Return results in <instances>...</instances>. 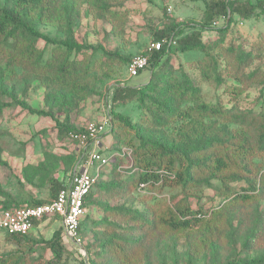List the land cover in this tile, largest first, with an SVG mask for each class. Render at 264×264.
<instances>
[{"label": "trees", "instance_id": "16d2710c", "mask_svg": "<svg viewBox=\"0 0 264 264\" xmlns=\"http://www.w3.org/2000/svg\"><path fill=\"white\" fill-rule=\"evenodd\" d=\"M91 1L95 0H6L0 4V60H8L6 66H0V119L6 111L18 107L29 114L49 117L61 140L68 139L70 132L83 131V127L77 129L69 125L68 115L79 111L83 103L95 94V88L90 87L107 61L115 60L127 69L133 57L97 45L79 44L73 38L72 27L77 9ZM256 11L264 12V0H204L200 23L186 25L168 17L167 24L154 32L151 42H161V48L150 55L148 79L135 87L119 84L112 87L114 105L137 103L141 115L136 122H132L128 116L110 112L107 126L111 141L106 149L109 160L99 168L97 181L86 197V214L80 221V233L89 229V209L97 207L101 197L115 195H122L128 200L132 198L134 205L120 209L104 207L103 210L117 220L131 224L132 233H153L159 226L173 233L195 229L204 221L202 211L194 212L181 202L171 206L167 195L192 186L197 181L195 172L201 168H208V177L220 182H233L251 176L253 157L264 153V124L258 122V119H264V103L257 101L251 109L237 110L238 97L244 91L241 85L247 79L244 73H237L245 58L236 54L237 69L232 72V68L227 66V58L232 57L231 52L225 49L226 60L221 65L219 56L212 50L221 47L235 17L249 20ZM218 20H222L223 25L213 29L211 24ZM40 26L58 28L65 38H51L39 30ZM185 29L189 31L184 32ZM210 30L216 33L217 38L212 42L204 41L203 32ZM38 41L52 45L58 54L52 53L45 61L40 56L33 60L31 56L35 54ZM21 48L25 49L20 51ZM193 51L203 55L192 68L198 72L199 78L182 67H172L168 62L170 54ZM83 53L88 56L78 60L77 55ZM12 64L23 65L48 92L47 96L59 99L58 114L34 110L23 99L14 97L10 81L5 76L8 66ZM231 77L237 85L228 82L227 79ZM200 82H210L218 88L224 86L223 91L231 96V107L225 108L220 98L206 100ZM60 113L65 116L61 121ZM220 119H233L238 130L231 136L218 130L215 121ZM70 142L75 144V154L66 168L65 173L68 174L60 179L53 175L48 177L49 195L46 200L30 199L25 206L0 210L52 202L58 191L70 180L74 168L84 159L83 149L75 142ZM123 149H127L126 152H122ZM124 163H127L125 170L121 169ZM247 181L252 183L247 190L232 192L228 196L223 192L224 196L218 197L216 205L221 206L224 199L233 205L250 202L255 197L253 192L257 191L256 174ZM263 215L259 214L258 224H261ZM51 219L57 220L60 227L52 232L50 238L38 243L51 254V259L45 264H70L61 218L57 215L44 217L35 221L33 227L38 228L44 221ZM110 225L102 222L100 227L104 233L101 252L103 249L111 250L113 255H121L124 264H130L135 239L124 241L110 236L107 229ZM250 237L244 240L243 248H249ZM4 239L20 243L26 241L27 236L5 235ZM253 256L252 262L246 258L229 257L222 262L213 258L210 263L204 264H264V254L255 253ZM2 262L3 259H0V264ZM78 264L95 262L88 260Z\"/></svg>", "mask_w": 264, "mask_h": 264}, {"label": "rangeland", "instance_id": "374dc122", "mask_svg": "<svg viewBox=\"0 0 264 264\" xmlns=\"http://www.w3.org/2000/svg\"><path fill=\"white\" fill-rule=\"evenodd\" d=\"M4 1L6 0H0V4ZM77 10L72 28L73 38L79 44L97 45L131 57L148 46L153 40L154 32L167 24L168 17L186 25L200 23L204 0H95L81 5ZM222 25L223 21L218 20L211 27L216 29ZM39 30L51 38H65V34L55 27L40 26ZM188 31L189 29L184 30ZM215 34L212 30L204 31L202 38L212 42L217 38ZM35 47V54L31 56L33 60L40 56L45 61L52 53L58 54V50L52 45L42 41H38ZM24 49L21 48L20 51ZM225 49L232 55L227 58V66L232 68V72L237 69L236 54L245 58L242 59V68L237 73H244L247 77L245 84L241 85L244 91L238 97L237 110L251 109L257 101L264 103V12L256 11L249 20H240L237 17L233 19L221 47L212 50L219 56L221 65L225 64ZM85 56L88 55L83 53L77 55V58L82 60ZM99 58L104 59L103 56ZM168 58L172 67H182L199 78L198 72L192 68L195 62L203 58L201 52L170 54ZM6 60H0V66H6ZM8 68L5 76L10 81L14 97L23 99L34 110L58 114L59 99L47 96L48 92L40 86L33 74L23 65L12 64ZM149 73L147 67L138 76L130 78L125 65H119L110 59L90 87L95 88V94L83 103L79 111L68 115L69 125L78 129L90 121L103 122L105 119L109 120L110 112L128 116L132 122H136L141 115L137 103L114 105L112 87L116 84L138 86L148 79ZM227 80L237 85L233 77ZM200 87L206 100L220 98L225 108L231 107L232 99L223 91L224 86L218 88L213 83L200 82ZM60 114L61 121L65 116ZM258 122L264 124V119L260 118ZM215 127L230 136L238 130L233 119L216 120ZM250 129L253 130L254 126ZM0 130L3 131L0 132V209L25 206L30 199L46 200L49 195L48 177L53 175L60 179L68 174L65 172L71 156L75 154V144L67 138L61 140L57 137L54 123L49 117L29 114L18 107L3 114ZM110 141L111 134L106 126V147ZM126 150L123 149L122 152ZM104 154L108 155L107 152ZM126 164L121 169L125 170ZM251 172V176L248 175L246 179L220 182L208 177V168L196 171L197 181L192 186L167 195V199L169 198L171 206L181 202L194 212L201 210L204 221L195 229L177 233L160 226L153 233H132L131 224L106 214L103 208L120 209L134 205L133 199L128 200L122 195L101 197L97 207L89 209V229L81 233V248L71 245L64 238L68 261L70 264L88 260L95 264H124L120 254L113 255V251L108 249L101 252L104 233L100 227L102 222H106L111 224L107 227L110 236L124 241L135 239L130 264H204L210 263L213 258L222 262L229 257L246 258L252 262L255 258L253 254H264V215L261 224H258L259 214H264V153L253 157ZM255 174L257 191L253 192L255 197L250 202L233 205L224 199L221 206L216 205L218 197L224 196L223 192L228 196L232 192L247 190L252 183L246 180H251ZM100 221L102 222L98 225L93 224ZM59 227L57 220H46L29 233L26 241L20 243L6 240L5 235L0 234V259H3L1 264L47 263L51 254L44 251L38 243L50 238L52 232ZM249 237V248H243L244 240Z\"/></svg>", "mask_w": 264, "mask_h": 264}, {"label": "built area", "instance_id": "2783aa9c", "mask_svg": "<svg viewBox=\"0 0 264 264\" xmlns=\"http://www.w3.org/2000/svg\"><path fill=\"white\" fill-rule=\"evenodd\" d=\"M160 48L161 42H149L142 53L133 56L127 65L128 77L138 76L148 66L152 52ZM106 126L107 119L103 122L90 121L83 126V131L69 133L68 139L83 149L84 159L74 168L66 186L50 203L0 210V234L28 236L34 230L35 221L57 215L61 218L64 238L81 248L83 240L79 227L81 218L86 214V197L97 181L99 168L109 160V156L104 154L107 147L103 143Z\"/></svg>", "mask_w": 264, "mask_h": 264}, {"label": "crops", "instance_id": "0c3cea01", "mask_svg": "<svg viewBox=\"0 0 264 264\" xmlns=\"http://www.w3.org/2000/svg\"><path fill=\"white\" fill-rule=\"evenodd\" d=\"M103 143H104V139H103ZM105 145V144H104Z\"/></svg>", "mask_w": 264, "mask_h": 264}]
</instances>
